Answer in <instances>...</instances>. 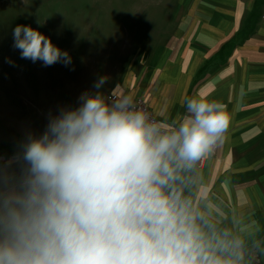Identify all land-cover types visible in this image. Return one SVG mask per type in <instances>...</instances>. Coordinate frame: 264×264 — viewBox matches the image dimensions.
I'll return each instance as SVG.
<instances>
[{
	"label": "clouds",
	"instance_id": "clouds-1",
	"mask_svg": "<svg viewBox=\"0 0 264 264\" xmlns=\"http://www.w3.org/2000/svg\"><path fill=\"white\" fill-rule=\"evenodd\" d=\"M13 40L22 59L71 64L31 26L17 25ZM106 82L28 137L18 171L0 163V264H230L201 230L204 214L168 190L178 169L224 142L225 105L185 97L187 114L165 126L129 95L105 99Z\"/></svg>",
	"mask_w": 264,
	"mask_h": 264
},
{
	"label": "rangeland",
	"instance_id": "rangeland-1",
	"mask_svg": "<svg viewBox=\"0 0 264 264\" xmlns=\"http://www.w3.org/2000/svg\"><path fill=\"white\" fill-rule=\"evenodd\" d=\"M187 2L0 0V163L18 171L15 159L28 137L42 134L50 115L61 108L77 107L82 93L97 91L99 78L107 79L102 93L124 71L123 63L147 54L145 50L153 53L150 47L166 41L167 29L181 20L177 9ZM17 25L49 37L68 52L71 64L46 67L22 59L13 47ZM236 164L216 175L181 169L168 190L204 214L198 222L217 246L218 258L230 264H264V136ZM236 241L242 245L237 247Z\"/></svg>",
	"mask_w": 264,
	"mask_h": 264
},
{
	"label": "crops",
	"instance_id": "crops-1",
	"mask_svg": "<svg viewBox=\"0 0 264 264\" xmlns=\"http://www.w3.org/2000/svg\"><path fill=\"white\" fill-rule=\"evenodd\" d=\"M177 12L181 20L166 41L123 63L101 94L144 96L165 126L187 114L185 97L223 103L231 118L224 142L193 167L197 175H216L236 167L264 136V0H188Z\"/></svg>",
	"mask_w": 264,
	"mask_h": 264
},
{
	"label": "built area",
	"instance_id": "built-area-1",
	"mask_svg": "<svg viewBox=\"0 0 264 264\" xmlns=\"http://www.w3.org/2000/svg\"><path fill=\"white\" fill-rule=\"evenodd\" d=\"M111 94L112 93L107 96L108 99L111 98ZM134 103L138 109L145 111L150 116L151 120L159 122L157 116L155 115L154 111L152 110L151 106L149 105L148 101L144 96H138L137 98H135ZM216 148L217 146H215L213 150H216Z\"/></svg>",
	"mask_w": 264,
	"mask_h": 264
}]
</instances>
